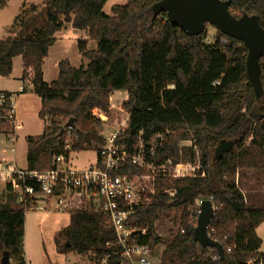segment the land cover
Segmentation results:
<instances>
[{
  "label": "trees",
  "instance_id": "trees-1",
  "mask_svg": "<svg viewBox=\"0 0 264 264\" xmlns=\"http://www.w3.org/2000/svg\"><path fill=\"white\" fill-rule=\"evenodd\" d=\"M107 1L45 0L42 10L32 6L16 16L13 27L0 38V76H9L14 58L21 56L22 79L32 68L33 91L42 100L38 116L44 120V131L26 138V169H48L53 155H68L92 142L98 152L104 136L97 113H109L111 94L126 91L123 106L129 112L132 141L140 130L145 135L170 130L156 162L168 158L194 162L198 151L202 163L198 177L159 181L153 199L136 214L144 232H138L133 242L161 244L154 222L177 212L178 227L164 246L161 264H264L256 231L264 221V208L247 201L239 182L241 171L264 170V92L257 98L249 80L246 46L216 27L209 40L207 29L188 35L164 13L153 19L152 5L159 0H128L114 6L112 15L103 12ZM6 3L0 0V6ZM229 9L237 17L243 12L257 15L264 28V0H231ZM67 23L87 32L88 38H79L77 46L89 63L75 67L64 58L58 62V77L45 82L43 60L57 39L55 34ZM88 39L97 41L96 49H88ZM261 76L264 84V58ZM170 84L174 88H168ZM71 118L70 134L68 127L60 133ZM68 138L71 148L65 150ZM124 171L145 174L133 166ZM27 181L36 187L31 179ZM211 197L217 209L208 233L223 245L225 254L217 260L209 253L217 254L216 248L203 247L194 239L197 202ZM27 211L8 184L6 194H0V264L5 250L11 264H27ZM70 213V223L55 238L58 249L91 260L100 257L107 249L105 242L114 239L107 218L94 210Z\"/></svg>",
  "mask_w": 264,
  "mask_h": 264
},
{
  "label": "built area",
  "instance_id": "built-area-1",
  "mask_svg": "<svg viewBox=\"0 0 264 264\" xmlns=\"http://www.w3.org/2000/svg\"><path fill=\"white\" fill-rule=\"evenodd\" d=\"M168 88H174V84L168 85ZM23 91L24 87L21 86L19 92ZM0 110H4L1 117L15 125L16 95L0 90ZM68 128L70 134L72 127ZM129 128V112L126 111L108 134L101 133L104 142L99 146L97 159L84 169L70 167V153L53 155L51 167L45 170L11 169L8 184L16 195L17 202L26 209L69 212L94 210L100 211L107 218L108 225L114 232V239L105 242L106 251L100 257L90 259L91 264H161L162 253L159 257L156 255L159 244L153 247L133 242L138 232H144L136 214L153 199L161 179L198 177L202 174L198 151L194 162L175 161L174 158L156 162L157 153L164 149L170 130L148 135L140 130L132 141ZM189 142L192 146L193 143ZM70 148L68 138L64 149ZM193 148L197 150L195 145ZM132 166L144 170L145 174L131 175L124 171ZM28 179L37 188L29 184ZM197 204L199 214L202 200ZM213 208L215 212L217 206L213 204ZM155 235L160 237L156 231ZM209 253L212 260L220 257L213 250ZM253 261L251 259L248 263Z\"/></svg>",
  "mask_w": 264,
  "mask_h": 264
},
{
  "label": "rangeland",
  "instance_id": "rangeland-1",
  "mask_svg": "<svg viewBox=\"0 0 264 264\" xmlns=\"http://www.w3.org/2000/svg\"><path fill=\"white\" fill-rule=\"evenodd\" d=\"M26 0H7L4 6H0V38L11 29L14 25L16 16H20L24 13L21 11L23 4ZM33 1V0H32ZM128 0H108L103 8V12L107 15H112V8L116 5H124ZM41 7L40 4L36 6L37 9ZM21 11V12H20ZM65 26V25H64ZM207 35L209 40L213 38L216 28L207 24ZM58 38L55 44L50 48L49 61H55L56 59L68 58L70 62L77 64L79 52L77 43L79 38H84V32L75 29L72 26L61 29L60 33H57ZM56 34V35H57ZM90 40V39H89ZM92 40V39H91ZM96 42V41H95ZM90 44V48L93 47ZM83 57V56H82ZM85 59V57H83ZM59 60V61H60ZM88 60L85 59L84 61ZM58 65H55V68ZM47 73L48 77H51L52 71ZM3 82V81H1ZM5 83L9 87H12L14 82L7 81ZM2 84V83H0ZM128 93L126 91L113 92L110 96V111L109 113H103L99 111L97 114L103 120V124L99 131L103 134L114 128L116 122L125 115L126 108L123 103L127 101ZM31 129L35 131L38 126V132L41 130V124L39 121H33ZM184 144L189 145L190 142L186 141ZM23 141H19L17 144L18 161L19 165L24 163V154L22 155ZM96 142H92L91 145L82 150H71L70 167L77 169H84L88 165L95 163L97 157ZM222 149L217 148V156ZM245 172L247 174H245ZM240 184L246 191V196L250 199L252 204L257 201L259 208H264V170L254 169L250 171H241ZM253 200V201H252ZM70 212L49 210L37 208L28 210L25 215V256L28 264H91L90 256L80 254L76 251H60L55 242V238L58 237L60 231L70 223ZM180 213L174 212L170 216H161L155 222V231L160 235L162 243L159 244L156 255L158 257L162 253L164 246L169 242L176 233ZM197 225V218L195 227ZM61 243H64V239H61ZM264 250V245L262 246Z\"/></svg>",
  "mask_w": 264,
  "mask_h": 264
},
{
  "label": "water",
  "instance_id": "water-1",
  "mask_svg": "<svg viewBox=\"0 0 264 264\" xmlns=\"http://www.w3.org/2000/svg\"><path fill=\"white\" fill-rule=\"evenodd\" d=\"M231 0H159L152 5L153 19L164 13L170 22L181 27L188 35H199L207 28V24L221 30L224 34L241 40L248 52L246 56V71L251 81L255 95L260 98L264 92L261 76V59L264 58V28L260 25L258 16L243 12L237 17L230 12ZM71 118L66 127H73ZM214 216L213 202L210 199L202 201L194 229V239L203 247L216 248L221 259L224 258L223 245L213 239L208 228ZM1 264H11L7 250L4 251Z\"/></svg>",
  "mask_w": 264,
  "mask_h": 264
},
{
  "label": "crops",
  "instance_id": "crops-1",
  "mask_svg": "<svg viewBox=\"0 0 264 264\" xmlns=\"http://www.w3.org/2000/svg\"><path fill=\"white\" fill-rule=\"evenodd\" d=\"M38 4L41 5V7L39 8V11H40L44 8L45 0H33V1L26 0L23 4L21 11L31 9L32 6L36 7ZM67 27H71V24L70 23L65 24L62 30ZM60 31H58L57 33H60ZM81 31H83L85 37L88 38L87 32L85 30H81ZM6 34L7 32L5 33V35ZM58 35L59 34L56 35V38H58ZM95 41L96 40L88 39L87 47L89 50L96 49L97 41L96 42ZM92 42L95 44H93V47L90 48V44ZM49 53H50V49H49ZM49 53L44 58L43 65H42L43 78H44V81L48 83L55 80L58 77L59 70H58V66L55 68V65H58V62L60 60V59H56L55 61H49L48 60ZM85 59H83L82 56H78L77 64H74L72 62L71 64L75 67L85 66L89 63V59L84 61ZM50 66L52 69L51 70L52 75L51 77H48L47 73L50 71ZM23 71H24V67H23L22 58L21 56H17L14 58V61H13L12 73L7 77L0 76V83H2L0 84V90L15 94L16 95V105H17V114H16L17 122L15 125L11 124L10 122L2 118L1 116L2 114H4V110H0V194H6L7 192V185H8V181L11 176V173H12L11 171L12 168L14 167L18 169L27 168L26 153L28 149V144H27L26 138L28 136L37 137L41 135L44 131V120L38 116V113L42 107V100H41V97L33 91V83H32L33 70L32 68H29L27 70V76L24 80L22 79ZM7 81H13L14 82L13 86L9 87L8 85H6L5 83H8ZM21 86L24 87L23 92H19V89ZM115 92H121V91H115ZM33 121L35 122L39 121V123L41 124V130L39 132H38V126L35 129V131L31 129L30 124ZM19 141H23V144H24L22 146V155L24 154L23 156L24 163L22 165H19V161H18L17 144L19 143ZM247 171H250V170H247ZM240 173H239V182H240V176H241ZM245 174L247 173L245 172ZM247 201L250 204H252L250 202L251 200L248 199V197H247ZM253 205L257 206V202L255 201V204ZM256 231H257L258 236L262 240L260 251H264L262 250V246L264 245V221L257 227ZM25 234H26V227H25ZM25 260H26V263L28 264L26 256H25Z\"/></svg>",
  "mask_w": 264,
  "mask_h": 264
}]
</instances>
